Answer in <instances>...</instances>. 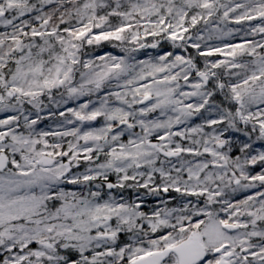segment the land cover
Instances as JSON below:
<instances>
[{
	"label": "snow or ice",
	"instance_id": "1",
	"mask_svg": "<svg viewBox=\"0 0 264 264\" xmlns=\"http://www.w3.org/2000/svg\"><path fill=\"white\" fill-rule=\"evenodd\" d=\"M0 264H264V0H0Z\"/></svg>",
	"mask_w": 264,
	"mask_h": 264
},
{
	"label": "trees",
	"instance_id": "2",
	"mask_svg": "<svg viewBox=\"0 0 264 264\" xmlns=\"http://www.w3.org/2000/svg\"><path fill=\"white\" fill-rule=\"evenodd\" d=\"M106 47H108L110 49V46L106 45ZM141 58H145V57L141 56ZM69 106H74V105H69ZM257 170H259V169L257 168Z\"/></svg>",
	"mask_w": 264,
	"mask_h": 264
}]
</instances>
